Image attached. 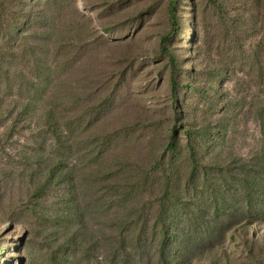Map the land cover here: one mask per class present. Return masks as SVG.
<instances>
[{
	"label": "rangeland",
	"instance_id": "obj_1",
	"mask_svg": "<svg viewBox=\"0 0 264 264\" xmlns=\"http://www.w3.org/2000/svg\"><path fill=\"white\" fill-rule=\"evenodd\" d=\"M262 155L264 0H0V264H264Z\"/></svg>",
	"mask_w": 264,
	"mask_h": 264
},
{
	"label": "trees",
	"instance_id": "obj_2",
	"mask_svg": "<svg viewBox=\"0 0 264 264\" xmlns=\"http://www.w3.org/2000/svg\"><path fill=\"white\" fill-rule=\"evenodd\" d=\"M174 91L176 92L177 91V83H175L174 82ZM190 136H191V133H188ZM178 140H177V138L175 137V136H173L171 139H170V141H169V143H168V147L165 149V152H168V151H172L171 153H173V152H175L177 149H178ZM191 159H192V161H195V159H196V154L192 151L191 152ZM260 161H264V155H262L260 158ZM261 162H259V164H260ZM247 180V179H246ZM253 183H254V181H253ZM129 221H130V219H129ZM134 220H131L130 222H129V224L130 223H132ZM136 221V220H135ZM130 232H132L131 230H129ZM125 241H126V239H123V243H125Z\"/></svg>",
	"mask_w": 264,
	"mask_h": 264
}]
</instances>
